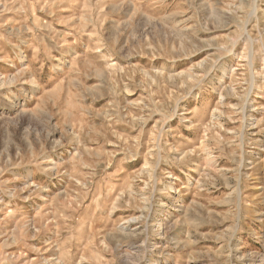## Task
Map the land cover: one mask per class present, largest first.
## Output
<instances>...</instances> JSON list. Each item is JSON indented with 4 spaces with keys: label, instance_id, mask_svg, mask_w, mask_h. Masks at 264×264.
Segmentation results:
<instances>
[{
    "label": "rangeland",
    "instance_id": "374dc122",
    "mask_svg": "<svg viewBox=\"0 0 264 264\" xmlns=\"http://www.w3.org/2000/svg\"><path fill=\"white\" fill-rule=\"evenodd\" d=\"M0 264H264V0H0Z\"/></svg>",
    "mask_w": 264,
    "mask_h": 264
},
{
    "label": "bare ground",
    "instance_id": "6f19581e",
    "mask_svg": "<svg viewBox=\"0 0 264 264\" xmlns=\"http://www.w3.org/2000/svg\"><path fill=\"white\" fill-rule=\"evenodd\" d=\"M262 87H263V86H262ZM258 89H259V88H258ZM213 159H214V158H213ZM207 160H208V159H207ZM209 162H211V163L213 162L212 164H214V161H213V160H211V159H210V161H209ZM116 201H117V200H116ZM115 208H116V207H115ZM115 208H114L113 210H115ZM122 229H123V230H122L123 232H126V231H128V228H127V227H123ZM122 234H123V233H122Z\"/></svg>",
    "mask_w": 264,
    "mask_h": 264
}]
</instances>
